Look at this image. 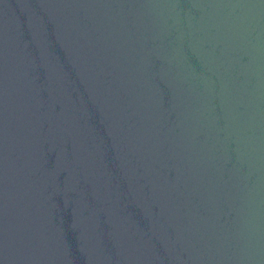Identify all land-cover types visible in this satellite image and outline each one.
<instances>
[{
  "label": "water",
  "instance_id": "1",
  "mask_svg": "<svg viewBox=\"0 0 264 264\" xmlns=\"http://www.w3.org/2000/svg\"><path fill=\"white\" fill-rule=\"evenodd\" d=\"M0 264H264V0H0Z\"/></svg>",
  "mask_w": 264,
  "mask_h": 264
}]
</instances>
